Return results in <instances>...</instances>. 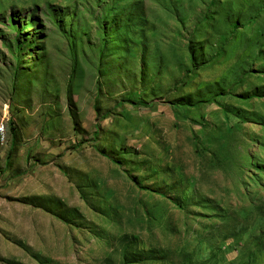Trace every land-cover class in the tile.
<instances>
[{
	"label": "rangeland",
	"instance_id": "1",
	"mask_svg": "<svg viewBox=\"0 0 264 264\" xmlns=\"http://www.w3.org/2000/svg\"><path fill=\"white\" fill-rule=\"evenodd\" d=\"M0 264H264V0H0Z\"/></svg>",
	"mask_w": 264,
	"mask_h": 264
},
{
	"label": "trees",
	"instance_id": "2",
	"mask_svg": "<svg viewBox=\"0 0 264 264\" xmlns=\"http://www.w3.org/2000/svg\"><path fill=\"white\" fill-rule=\"evenodd\" d=\"M96 126H97V127H96V128H97V130H96V132H95V134H94V135H97V134H98L99 124H97Z\"/></svg>",
	"mask_w": 264,
	"mask_h": 264
}]
</instances>
